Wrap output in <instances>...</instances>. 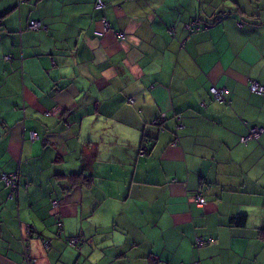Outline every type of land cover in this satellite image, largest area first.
<instances>
[{
    "label": "crops",
    "instance_id": "1",
    "mask_svg": "<svg viewBox=\"0 0 264 264\" xmlns=\"http://www.w3.org/2000/svg\"><path fill=\"white\" fill-rule=\"evenodd\" d=\"M97 1L0 0V264H264V0Z\"/></svg>",
    "mask_w": 264,
    "mask_h": 264
},
{
    "label": "built area",
    "instance_id": "2",
    "mask_svg": "<svg viewBox=\"0 0 264 264\" xmlns=\"http://www.w3.org/2000/svg\"><path fill=\"white\" fill-rule=\"evenodd\" d=\"M102 7H103L102 0H98L97 4H96V8L101 9ZM194 27H195V25L191 24V25H187L186 29L189 31L198 30V28L194 29ZM42 28H43L42 23L39 21H32L29 25V29L32 31H38V30H41ZM107 29H108V25L105 23L104 30H107ZM96 35L101 36L102 33L96 32ZM119 36L121 38H124L123 34H119ZM250 89L252 92L264 95V85H261V84L257 83L256 81H252ZM212 92L214 93L215 98L219 99L221 101L224 100V98L227 94V91L224 90V88L220 89L217 87L214 88L212 90ZM28 132H29V139L31 141H35L38 139V135L35 131L30 130ZM249 132H250V136H246V138H242L241 139L242 142H247L251 139L258 140L260 135L263 132V129L252 128ZM2 179L5 182V184L9 187V189L11 190L9 192L10 193L9 194L10 199H13L17 195V192H18V175L16 173L10 174V175H3ZM203 203H204V201L197 197V201H196L195 205L200 208L203 205ZM53 206L56 207L57 203L53 202ZM58 227H59V229H62V225H61L60 220L58 221ZM28 232H29V234L27 236L30 235V230H28ZM69 243L71 246H76L77 239H75V238L70 239ZM47 245H48V241H45V246H47ZM23 249H24V261L27 263H30L31 256H30V252H29L28 242H26L25 240L23 241ZM31 263L33 264L34 260ZM76 264H78V263H76Z\"/></svg>",
    "mask_w": 264,
    "mask_h": 264
},
{
    "label": "trees",
    "instance_id": "3",
    "mask_svg": "<svg viewBox=\"0 0 264 264\" xmlns=\"http://www.w3.org/2000/svg\"><path fill=\"white\" fill-rule=\"evenodd\" d=\"M195 28H198V30H199V28H200V26H195L194 27V29ZM108 29H109V27H108ZM189 31V30H188ZM197 30H195V31H190V33H194V32H196ZM252 81H254V80H252V79H250L249 80V84H248V89H249V91L251 92V93H253V94H256V95H259V96H262V97H264V95H261V94H258V93H255V92H252L251 91V89H250V86H251V84H252ZM218 85H213L211 88H210V90H209V92H210V95H211V97L213 98V100L214 101H216V102H219V103H225V104H227V103H229L227 100H225V98H224V100H219V99H216L215 98V96H214V93L212 92V90L214 89V88H216ZM218 88V87H217ZM224 90H226V89H224ZM227 91V90H226ZM202 106L204 107V104H202ZM164 120H165V114H163L162 116H161V118L159 119V121L161 122V123H163L164 122ZM174 120H175V133H174V140L171 142V145L172 146H176L177 145V140L179 139V132H181V131H183V129H184V125H183V123H182V121H181V118H180V116H174ZM252 128H260V129H263V131H264V128H261V127H251V128H249L248 129V133L246 134V135H243V136H241L240 138H239V142H240V144H242V145H247L249 142H251V141H256L255 139H251V140H249V141H247V142H242L241 141V139L242 138H246V136H250V130L252 129ZM38 135V134H37ZM17 175H18V186H19V173L17 172L16 173ZM3 175H10V174H8V173H2L1 175H0V180H1V182L4 184V186H5V188L8 190V199H10V197H9V192H10V189H9V187L5 184V182L3 181V179H2V176ZM62 176H64V177H67V176H72L73 178H78V177H81V178H83V179H86V177H85V175H83V173H80V174H76V175H74V174H68V175H62ZM91 177V176H90ZM74 186H75V184H73V187H71V188H74ZM197 197L198 198H200V199H202L203 201H204V203H203V205L200 207V208H202L203 206H204V204H205V198H204V196H203V193H202V191L201 190H197V191H195L193 194H192V201L194 202V204L196 203V201H197ZM53 202H56V201H53ZM53 202H52V205H53ZM57 203V202H56ZM54 207V206H53ZM60 220V222H61V219H59ZM58 220V221H59ZM58 221H57V225H58ZM236 222L237 223H239V225H242V221H241V219H238V220H236ZM29 226V225H28ZM30 227V226H29ZM20 235H21V240L22 241H24L23 240V234H22V232L20 233ZM70 239H74V238H70ZM45 241V240H44ZM68 242H69V240H68ZM203 243H204V240L203 239H201L200 237H198V238H196V240H195V244H194V247L195 248H200L202 245H203Z\"/></svg>",
    "mask_w": 264,
    "mask_h": 264
},
{
    "label": "clouds",
    "instance_id": "4",
    "mask_svg": "<svg viewBox=\"0 0 264 264\" xmlns=\"http://www.w3.org/2000/svg\"><path fill=\"white\" fill-rule=\"evenodd\" d=\"M188 25H191V24H188ZM192 25H195V24H192ZM186 26H187V25H186ZM195 26H198V25H195ZM119 37H120V36H119ZM120 38H121V37H120ZM122 39H124V38H122ZM30 235H31V233H30ZM30 235H29V236H30ZM60 235H61V230H59V236H60ZM45 241H46V240H45ZM45 241H44V242H45Z\"/></svg>",
    "mask_w": 264,
    "mask_h": 264
},
{
    "label": "rangeland",
    "instance_id": "5",
    "mask_svg": "<svg viewBox=\"0 0 264 264\" xmlns=\"http://www.w3.org/2000/svg\"><path fill=\"white\" fill-rule=\"evenodd\" d=\"M102 8H103V7H102ZM10 191H11V190H10ZM72 249H74V250H75L76 248H75V247H72ZM76 250H77V249H76Z\"/></svg>",
    "mask_w": 264,
    "mask_h": 264
},
{
    "label": "bare ground",
    "instance_id": "6",
    "mask_svg": "<svg viewBox=\"0 0 264 264\" xmlns=\"http://www.w3.org/2000/svg\"><path fill=\"white\" fill-rule=\"evenodd\" d=\"M20 175V174H19ZM82 246V245H81Z\"/></svg>",
    "mask_w": 264,
    "mask_h": 264
}]
</instances>
